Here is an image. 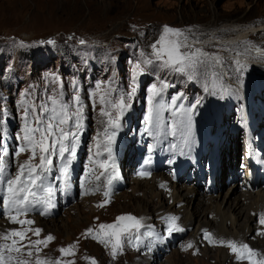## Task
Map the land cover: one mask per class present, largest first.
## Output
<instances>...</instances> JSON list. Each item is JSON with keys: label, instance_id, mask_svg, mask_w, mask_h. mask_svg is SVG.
<instances>
[{"label": "rangeland", "instance_id": "obj_1", "mask_svg": "<svg viewBox=\"0 0 264 264\" xmlns=\"http://www.w3.org/2000/svg\"><path fill=\"white\" fill-rule=\"evenodd\" d=\"M137 1L138 4L135 0H104L102 3L98 0H0V148L8 140V134H12L15 146H18L11 153L12 164L19 154L21 157L15 161V169L22 161L23 165L27 164L24 160L30 161L29 166L20 167L13 173L15 177L20 173L32 174L38 168L32 166L39 161L42 167L45 166L56 152L76 144L81 135L83 140L80 144L85 145L84 150H88L94 141L103 138V128L114 125L119 119L125 131L130 132L132 129L139 135L156 126L152 119L159 114V117L163 116L164 131L174 132L182 126L177 113L188 110L197 118L208 107L209 92L204 90L206 94L203 95L202 91L207 85H203L201 80L217 82L222 91L228 84L235 85L232 75L237 73L246 75L249 82L250 79L263 78L258 95L251 97V103L259 106L264 102V68L260 66L264 59V45L261 43L264 37L237 42V46L225 49V46L207 49L204 53L218 59L221 64L219 69L209 62L202 63L193 59L197 55L191 46V42L204 41L209 38L210 32L229 23L243 28L248 26L250 21L243 18L244 15L252 12L246 16L257 17L264 13V0ZM149 3L159 5L155 12L146 13ZM107 7H120L127 13L114 19V12H111L107 17L104 14ZM135 9L144 11L142 16L137 13L138 16L134 14L133 17ZM213 12L219 17L217 25L212 19ZM145 13L150 16L145 17ZM194 25L205 29L201 39L191 38L190 29ZM176 34L182 36L175 37ZM231 37L228 36L225 41ZM172 42L176 46L191 47L183 50L173 47L178 52L179 61L168 64L160 50ZM226 72L228 77L225 76ZM241 82L245 83V80ZM116 88L121 92L119 96L114 94ZM220 122H224L226 127L234 126L232 120L223 118L222 114ZM238 156L237 152L235 161ZM133 184L125 182L121 194H130ZM184 186L194 188L191 185ZM226 192V189H221L216 193L223 197ZM201 194L214 195L202 191ZM114 197L112 202H106L96 193L82 196L78 204L86 198L92 200L99 210L105 209L108 204L114 206L99 222L92 215L89 222L80 227L79 233L69 240L66 238L71 235V231L60 228L66 224L67 219L75 224L80 223L76 216V203L71 204L72 209L59 212L51 219L33 216L35 220H43L37 221L40 232L39 229L35 230L32 223L20 219L12 220L11 223L7 219L0 221L3 227H16L12 232L14 235L18 231H37L26 245L29 248H23L25 253L20 254L16 264H82L85 260L83 264H127V259L130 260L128 254L135 255V261L151 263L145 260L144 255L130 248L120 258L114 257L123 250H120L122 233L133 229L130 228L129 218L139 214L134 208L135 201H129L124 209L118 204V201L123 203L124 198L121 196L117 200V195ZM91 202L85 203V206L92 207ZM181 207L185 208L186 202H181ZM159 211L150 210L148 214H152V219L159 222L156 217ZM125 213L128 215L123 218ZM260 216H257L259 224L263 223ZM216 220L219 221V218ZM117 222L120 229L115 244L112 227ZM254 224L252 218L250 227L255 228ZM226 225L229 226V222ZM196 226H190L193 230L185 239L186 243L183 241L178 249L175 248L162 261L153 264H161L164 259L169 264H218L216 253L212 256L211 253H203L206 249L214 251L217 248L226 252L227 260L224 264H248L238 260V252L242 250L239 244L236 243L234 247L225 243L220 245L214 230L211 232L216 242L212 241L211 247H202L198 236L191 237ZM205 229L210 230L208 227ZM91 232L108 234L111 243L105 249L100 247L97 240L87 239V234ZM6 233L0 234L1 241ZM56 234H59L57 240ZM258 238L264 239L248 230L242 243L256 242ZM86 242H92L97 249L96 252L88 253V258L84 250ZM4 244H0V251ZM145 244H149V241ZM64 249L67 250L63 254ZM254 250L257 252V249Z\"/></svg>", "mask_w": 264, "mask_h": 264}, {"label": "bare ground", "instance_id": "obj_2", "mask_svg": "<svg viewBox=\"0 0 264 264\" xmlns=\"http://www.w3.org/2000/svg\"><path fill=\"white\" fill-rule=\"evenodd\" d=\"M98 1L102 3L104 0ZM135 2L137 4L139 3L137 0H135ZM158 6L159 5L149 3L146 13L149 11L153 12ZM121 9L120 7H107L104 14L107 16L108 14L110 15L111 12H114L113 18L115 19V17H121L127 13L125 10ZM137 13L142 16L144 11H137V9H135L132 16L134 17V14ZM146 13L144 14L145 17L150 16L149 13ZM251 13L252 12H249L243 17L250 21V24L244 28L241 25L234 26L233 24L229 25V23L216 31L210 32L209 38H205V40L202 39L204 41L191 42V46H193V49H195L194 52L197 55L194 56L193 59L196 58L199 60L198 62L202 63L209 62L218 68L221 64L216 57L204 53L207 49H216L217 47L224 46L223 49H225L232 45L237 46V42H244L251 38L260 39L264 37V13L258 14L259 16L257 17H247L251 15ZM212 19L216 25L219 23V17L214 12L212 13ZM199 28H201V26L196 27L194 25V27L190 29L191 38L201 39L205 35V29ZM180 36H182V34H176L175 37ZM228 36L232 37L229 41H225ZM175 37H172V39ZM261 43L264 45V39ZM173 47L180 50L190 49V47L176 46L173 42L165 45V47L160 50V54L164 56V61L168 64H174L179 61L177 59L178 52ZM261 61L260 66L264 68V59ZM248 62L253 63L252 60ZM225 76L228 77L227 72ZM232 80L236 86L239 85L242 96L245 99L249 91L255 93V87L262 79H250L249 82V78L246 75L237 73L232 75ZM242 80H245V83H242ZM201 82L203 85H207L206 88L203 89V92L205 93L204 90H209L211 92L210 109L204 116V119L211 120L219 109L223 110L225 106L229 104V100L226 93L223 94L220 92L217 82L215 83L209 80H201ZM197 83L200 82L198 81ZM226 87L234 91L232 83L226 85ZM118 93L119 92L114 91L115 95ZM253 111H255L254 106H246L245 116L243 111L240 113L242 124L246 120L247 126L250 127V131L253 130L251 125L254 119ZM260 115H262V117H260ZM185 119H190V116L186 115ZM262 119H264V111L262 113L259 112L258 117L259 124L262 125L263 123L262 126H264ZM107 131H112L114 133L104 141L97 140V142L94 141V143L91 141L92 146L90 145L91 148L88 150H84V145L80 146L78 150L79 155L70 158L67 166L53 175L49 174L52 169V160H50V162L43 167L40 161L37 165H33L32 168L35 166L38 168H35L32 174L27 172L20 173L15 177L13 173H16L20 167L29 166L30 161L24 160L27 161L25 165L21 164L22 161L19 163L17 169H15V161L21 157L19 154L12 164L11 153L16 151L18 146L12 145L5 151L0 150V221L7 219L6 221L11 223L12 220L20 219L24 222L32 223L35 230L38 231L39 229L40 232L41 229L38 227L37 221L43 220H35L32 218L33 216L42 219H51L55 217L57 213L65 212V210L67 211V209L71 207V204H78L82 196L85 197L86 194H99L106 202L111 201L115 198L114 196L117 195V200L118 198L120 199L121 196L124 198L123 203H119L118 201L121 208L125 209V207L129 205V201H135L134 208L139 211V214L135 218H129L130 228L133 229L132 231L122 233L120 250H123L120 255L114 257L120 258L128 251L127 248H130L132 251L144 255L146 257L145 260L151 262L145 263L143 260L135 261V255L128 254L130 260L127 259V264H153L162 261L165 256L169 255L170 251L175 250L183 241L184 243L187 242L185 239L189 237L190 232L193 230L192 227H190L193 226V224H197V226L196 231L191 234V237L197 238L198 236L202 247H211L212 241L215 243L216 240L220 245L225 243L233 247L238 243L239 247L242 248L241 252H238V260L240 262L264 264V256H262L264 255V239L261 240V238H258L259 241L256 242L250 241L244 242L245 244L242 243V239L246 237L248 230L260 237H264V191L258 188L255 191L247 192L240 189L239 184H234L233 182L228 184V189L224 183L223 174L225 175V169L229 168L231 171H234L237 165L235 155L239 148L236 146L235 141L237 137L235 135L228 139L229 146H223L221 148V175L220 180L215 184L214 191L218 192L221 189L225 191L226 189L227 192L223 197H220L221 194L218 193L204 196L201 194L203 185H201V191L199 192L198 188L200 186H194L193 182L190 185L194 188H188L184 186L183 183L178 184L171 182L167 175L168 169L170 167H176L181 160L195 164L197 162L200 163V159H196L195 154L202 153L204 149L206 129L203 126H190L185 131L184 139L180 143H172L164 138H159L153 145V151L144 152L142 155L136 157H133V147L129 146L133 141L132 134L119 133V126H117L116 123L112 126L103 128L102 134L104 132L107 133ZM145 141L146 139L140 141L141 145L138 146L140 152L145 148ZM243 143H247L246 137H244ZM256 143L261 146L262 138L257 136ZM66 152L67 147L56 152L55 156L59 157ZM231 153L233 154L232 156ZM124 158H126L128 166H126L125 172L122 173L119 167L120 164L125 161ZM82 166L84 168L83 172L78 180H74V173ZM227 178L231 179L232 175ZM125 182L128 184L131 183V185L134 183L131 187L130 194H121L125 187ZM167 191L169 193H167ZM221 198L222 201L220 200ZM91 201L92 200L83 198V202L77 205L76 216L80 223L75 224L74 221L67 219L66 224L61 225V230L71 231V233H69V235H71L66 239L69 240V238L78 234L80 227L89 222L92 215L98 218L96 219L97 222L103 220L106 216L105 214H108L109 210L114 206V204H108L105 209L99 210L95 207V203ZM90 202L92 203V207L87 208L85 203L90 204ZM181 202H186L185 208L181 207ZM226 205L227 207L224 208ZM150 210L154 212L160 210L156 216L159 222L152 219V214H148ZM126 215H128V213H125L123 218H126ZM259 215H261L260 219H262L263 222L261 224L257 223V216ZM209 216L210 218H208ZM250 216L254 218V226L255 228L257 227V229L250 227V222L252 221ZM216 218H219V221H217ZM50 221L51 220H48L47 222ZM227 222H229V226L226 225ZM206 227L210 230L208 231V229H205ZM245 228H247L246 232L244 231ZM10 229L12 230L8 232ZM14 230H16V227H11L10 225H5L3 227L2 224H0V234L2 232H8L1 238L2 241L0 240V244L5 243L2 251H0V264H16V262L20 260V254L25 253L23 252V248L28 247L26 245L29 239L31 238L32 240L33 233L37 232L31 229L26 230V233L18 231V234L14 235V233H12ZM211 230H214L216 240ZM146 232L147 234H145ZM58 236L59 234H56V240ZM87 239L90 241H92V239L97 240V245L104 249L111 243V238L108 234L101 235L99 232L87 234ZM146 241H149V244H145ZM247 246L251 247V249ZM254 249H257L259 254ZM66 250L67 249L62 250V253L64 254ZM84 250L86 251L87 258L89 255L88 253L97 251L92 242H86ZM204 252L205 255L211 253V256L216 253V262L218 264L226 263L227 255L224 250L217 248L214 251H209L206 249L203 253ZM33 257L34 256H31V258ZM107 258L112 260L111 257ZM164 260L165 261L161 264H169L166 259ZM30 261H32V259ZM117 261L119 263L120 259Z\"/></svg>", "mask_w": 264, "mask_h": 264}, {"label": "water", "instance_id": "obj_3", "mask_svg": "<svg viewBox=\"0 0 264 264\" xmlns=\"http://www.w3.org/2000/svg\"><path fill=\"white\" fill-rule=\"evenodd\" d=\"M119 228H120V224L119 223H115V225L112 228V235L114 237L115 244L118 241Z\"/></svg>", "mask_w": 264, "mask_h": 264}]
</instances>
